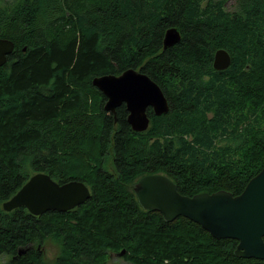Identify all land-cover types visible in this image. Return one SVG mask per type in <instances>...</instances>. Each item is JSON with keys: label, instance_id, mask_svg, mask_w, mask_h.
I'll return each mask as SVG.
<instances>
[{"label": "trees", "instance_id": "1", "mask_svg": "<svg viewBox=\"0 0 264 264\" xmlns=\"http://www.w3.org/2000/svg\"><path fill=\"white\" fill-rule=\"evenodd\" d=\"M170 27L180 40L164 48ZM0 38L14 44L0 66V264H100L107 249L127 264H264L187 217L165 221L133 191L162 173L184 195H237L264 166V0H0ZM219 48L231 57L222 70ZM128 68L169 103L149 110L143 132L123 105L105 111L91 82ZM37 172L80 180L91 195L39 217L4 210ZM46 234L60 247L54 263L35 252Z\"/></svg>", "mask_w": 264, "mask_h": 264}, {"label": "water", "instance_id": "2", "mask_svg": "<svg viewBox=\"0 0 264 264\" xmlns=\"http://www.w3.org/2000/svg\"><path fill=\"white\" fill-rule=\"evenodd\" d=\"M179 40L177 28L170 27L164 34L163 47L168 48ZM13 47L11 40L0 38V66L6 62ZM230 62V54L224 48L215 51V69H225ZM91 82L106 97L104 110L114 117L117 107L125 104L127 122L135 132H143L149 127L146 108L152 107L155 115L169 110L168 99L159 85L137 69L97 75ZM133 191L142 208L161 212L165 221L187 217L216 239L237 240L236 256L264 258V166L237 195L223 189L184 195L178 191L176 183L162 173L140 177ZM90 195L88 186L80 180L59 183L47 173L37 172L30 175L2 207L6 211L24 207L33 215L48 211L65 212L83 204Z\"/></svg>", "mask_w": 264, "mask_h": 264}, {"label": "flooded vegetation", "instance_id": "3", "mask_svg": "<svg viewBox=\"0 0 264 264\" xmlns=\"http://www.w3.org/2000/svg\"><path fill=\"white\" fill-rule=\"evenodd\" d=\"M105 101H106V97H105ZM122 105L125 107V110L127 111L125 104H121L120 106H122ZM149 110L153 111L152 107L146 108L147 114H148ZM127 114H128V112H127ZM148 116H149V114H148ZM129 127H130V125H129ZM109 168H111V166H109ZM42 214L43 213L38 214V215H33V214H30V215H32L33 217H39ZM48 242H51L53 244V246H54L53 249H52V257L48 256V250L49 249L46 247ZM33 247L34 246H33L32 243L31 244L29 243L28 245H25L23 247L19 246L18 250H17V254H20L19 251H22V253H24L28 249L29 250L33 249ZM36 250H37V251H35L36 253H38L39 255H42V260L43 261L45 260L46 262H50V263H54L59 258L60 252H61L60 251V247L58 246L57 242L51 236H49L48 234H46L45 237L42 238L41 241H39L38 246L36 247ZM123 253H124V251H123ZM123 253L120 254V251L115 252V251H111L110 249H107V251H106V259L100 264H108L111 260H113L112 257L114 255L122 256ZM120 259H122V257ZM4 262H6V261H4ZM0 263H2V262H0Z\"/></svg>", "mask_w": 264, "mask_h": 264}, {"label": "rangeland", "instance_id": "4", "mask_svg": "<svg viewBox=\"0 0 264 264\" xmlns=\"http://www.w3.org/2000/svg\"><path fill=\"white\" fill-rule=\"evenodd\" d=\"M5 1V0H2ZM233 5L232 1H228L227 3H225V7L226 9H231ZM110 162V160H108V163ZM110 165H108L109 167ZM46 247L49 249L48 250V256L52 257V249H53V244L51 242H48ZM122 256H116L114 255L112 258L113 260H111L108 264H127L126 261H124L123 259H120ZM9 259V257L6 254H1L0 255V262H4L7 261Z\"/></svg>", "mask_w": 264, "mask_h": 264}]
</instances>
